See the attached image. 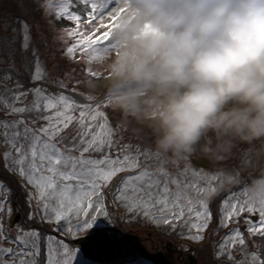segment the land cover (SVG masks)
I'll return each instance as SVG.
<instances>
[{
    "label": "snow or ice",
    "instance_id": "obj_1",
    "mask_svg": "<svg viewBox=\"0 0 264 264\" xmlns=\"http://www.w3.org/2000/svg\"><path fill=\"white\" fill-rule=\"evenodd\" d=\"M32 2L64 25L71 39L54 40L72 60L107 44L119 20L120 0ZM17 22L32 59L17 65L11 49L0 59V264H100V252L119 257L111 264H150L121 242L117 219L168 227L200 245L181 247L205 253L202 264H264V203L242 199L243 188L202 198L215 190L216 173L202 169L192 179L181 160L127 142L101 110L110 106L107 98L77 93L74 77L41 60L33 25ZM120 208L124 217L116 216ZM45 224L50 232L39 227ZM221 228L227 232L214 239Z\"/></svg>",
    "mask_w": 264,
    "mask_h": 264
},
{
    "label": "clouds",
    "instance_id": "obj_2",
    "mask_svg": "<svg viewBox=\"0 0 264 264\" xmlns=\"http://www.w3.org/2000/svg\"><path fill=\"white\" fill-rule=\"evenodd\" d=\"M86 86L152 138L161 157L203 158L215 190L264 203V0H120ZM251 145L239 168L224 166ZM257 144L259 147H256Z\"/></svg>",
    "mask_w": 264,
    "mask_h": 264
},
{
    "label": "rangeland",
    "instance_id": "obj_3",
    "mask_svg": "<svg viewBox=\"0 0 264 264\" xmlns=\"http://www.w3.org/2000/svg\"><path fill=\"white\" fill-rule=\"evenodd\" d=\"M25 4L28 5V7H24ZM35 6L36 5L32 2V0H0V16L8 17L7 19L0 17V35H3V39L0 38V52H3V54H4L3 57L6 56V58H7L8 52L11 49L13 52V58L15 59L17 65H20L21 61L24 62L23 54L25 53V51L23 49H21L22 50L21 53H19L17 50L22 45V36L19 32L20 25L17 22V18L21 16L19 14V12H21V11H22V13L24 12V14H26V10H29V9L35 11L34 10ZM2 7L10 9L13 12L7 13L6 10L1 9ZM48 19H49V16H46V18H44V21L47 22ZM5 20L8 21L7 26H4V24H3V22ZM65 23H67V22H65ZM54 24L57 27L61 26L60 31H63L62 30V29H64L63 24H57L55 22H54ZM12 26H14L13 29H16V31H13V29H11ZM72 26H74V22L71 25H69V27H72ZM87 30L89 32L93 31L91 26H88ZM62 33L64 35V31ZM33 37H34L33 44L38 49V51L40 53L41 60L44 61L49 67H51L55 62L50 59V57L48 55V49L46 48L44 41L42 40V37L38 36L36 33H35V36L33 35ZM37 37H39V38H37ZM65 39L68 40L71 38L70 37L68 38L66 36ZM29 51H31V48L29 49ZM86 57L79 56L78 59L72 60V59L67 58L64 53H61L60 61L66 60L69 63H78L79 64V69H78L79 71L86 70L88 72L89 68H91L93 71H95L97 73V75L95 77L90 76L89 78H86V80H83L82 82L79 79H74L72 83H73V87L76 89V92L81 94L82 96H92L96 99H100L101 95L99 94V92H94L86 86V82L88 80H90V79L100 80L102 78L100 75V72L98 71L99 65L96 62H94L90 56H86ZM10 58H12V57H10ZM58 71H59V69H58ZM76 81H79V83H76ZM106 109L102 108L101 110L106 112V114L109 118V121L111 122V124L113 126L121 127L124 130L123 135L126 138L127 142H131L133 144H139L141 147H150L152 150V142L144 140V138L141 134V131L138 130L136 128V126H134L133 123H130L127 117L117 119L116 117L111 115V113L106 111ZM114 110H116V109H114ZM112 113H114V112H112ZM247 146H250V145H247ZM256 147H259V145L257 144ZM246 157H247V155L244 154L243 158L246 159ZM244 161L245 160H242L241 162H236L234 160V156H233L231 159H229L223 163H224V166L227 165L228 167H232L235 164L242 165L244 163ZM201 162L203 164L205 163L204 165H206V160H199V158H195V163L200 164ZM181 164H182V167L180 168V170L183 171L184 167H187L188 174L192 179H195V177L192 176V173L195 171H200V170H195V169L202 168V167L195 168V166L190 164V160L189 161H182ZM208 164H209L208 168L207 169L203 168V170L207 171L210 174H214L215 173V166L210 161L208 162ZM169 167H171L173 170H175L174 165H169ZM227 193H228L227 191H224V194H227ZM242 198H244V197L242 196ZM211 207H212V211L217 214V218H218L217 204L214 203L213 206H211ZM120 210H122V213L125 216L124 210L122 208H120ZM214 220H213V222H214ZM126 222L131 223V224H137V223L146 224L147 223V222H144L143 219H141L139 221H137L135 219H133L131 221L124 219L123 223L126 224ZM213 222L211 223V225H213ZM148 225H151L153 227V230L150 229L151 227H144L143 226L142 228H136V227L132 228L131 227L128 229H124V232L126 231L127 235L134 238L135 242L142 245L147 250V252L150 250V251L157 252V255H161L160 256L161 258L160 257H154L150 253V255H152L156 261L160 260L162 264L164 262L167 263V261H170L169 264H173V261L177 260V256H182L185 264H202L201 260H204L205 253H203V252L192 253V252L185 250V248L181 247L183 245V246H190L192 249H197L200 247V245L198 243H194V242L190 241L189 239L182 238V237L180 240L172 242V240H170V239L168 240L167 238H165L163 236V234H165V233L169 234V232H172L168 227L163 226V225H156L154 223H148ZM233 226H235V225H233ZM223 231L225 234V232H227V229L221 228L219 230V232L216 234V236L214 237V239H218V237H220V235L222 234ZM147 233H149V234H147ZM160 239H162V241H164V243L167 242L168 244H166V243H165L166 245L162 244V241H160ZM94 255L96 256V259L102 258V259L112 260L114 258H118L116 255H114L112 253H108V252H102L101 254L98 253V254H94ZM104 255H106V256H104ZM144 259H147V258L144 257Z\"/></svg>",
    "mask_w": 264,
    "mask_h": 264
},
{
    "label": "trees",
    "instance_id": "obj_4",
    "mask_svg": "<svg viewBox=\"0 0 264 264\" xmlns=\"http://www.w3.org/2000/svg\"><path fill=\"white\" fill-rule=\"evenodd\" d=\"M49 2H50V0H44L45 4H48ZM27 7H28V5H27ZM1 9L2 10H6L7 13L13 12L12 10L7 9L5 7H2ZM34 10L36 12L31 10V9L26 10V14H24V12L22 13V11L19 12V14L21 15L20 17H23L24 19H27L29 24L33 25V35L34 36H35V33H36L38 36L42 37V40L44 41V44H45L46 48L48 49V55H49L50 59L52 61H54L55 64L59 65V71L58 72L60 74H62V75H65V76H69L70 75V76L74 77L75 79L81 80V82L83 80H86V78H89L91 76L89 72H87L86 70H84V71H79L78 70L79 69V64L78 63H69L66 60H64L65 62L64 61H60L61 53H63L61 51V49L64 47V44L54 40V38L59 36V37H63L65 39L66 35H65V33L63 35V33H62L64 31V29H62L63 31H60L61 29L58 28L57 26H55L54 22L51 19H49L47 22H45L44 18H46V15L42 14L41 11L37 10L36 6H35ZM86 56H89V55H87V54L83 55V57H86ZM108 108L106 109V111L111 113V115H113L117 119L126 118V117H124L123 113H121V112H119L117 110H114V108H112L111 106H109ZM112 112H114V113H112ZM141 134H142L144 140L152 142V138H151V136L148 134V132L146 130L145 131H141ZM247 145L248 144H241V145L238 146V148L236 150V154L234 155V160L236 162H241L242 160H245L243 158L244 154L247 155L249 152H251L253 150L251 145L250 146H247ZM190 164L193 165L192 159H190ZM235 165H237V164H235ZM208 166H209V164H208ZM195 168H199V167L195 166ZM195 170H202V168L195 169ZM232 190H234V189H232ZM235 190L239 191V188H235ZM227 192H229V190ZM212 206H213V204H212ZM114 211H115L116 216H117V211L116 210H114ZM215 225H216V220H214L213 225L210 226L209 231H211V228H214ZM143 226L144 227H151L150 229L153 230V227L151 225H148V223H146V224H141V223L131 224V223L126 222V224H125V223H123L122 220L117 219V222H116V224H115V226L113 228V231L118 234V236L121 238V242L124 245H127V246L131 247L132 249L139 251L140 253H142V255L149 256L152 259V263L151 264H162L160 261H156L154 259V257H157V252L149 250L148 251L149 253H148L147 250L142 245L136 243L134 238H132L131 236L127 235L126 231L124 232V229H128V228H131V227L132 228L133 227L142 228ZM39 227H41L46 232H50L51 228H52L51 225H47V224L39 225ZM163 236L165 238H167L168 240L169 239L172 240V242L181 239V236L178 235L177 232H173V231L169 232V234L165 233V234H163ZM161 241H162V239H161ZM162 244H164V241H162ZM101 253L102 252H100L99 254H101ZM150 253L154 257L152 255H150ZM201 261H203V260H201ZM183 262H184V259H183Z\"/></svg>",
    "mask_w": 264,
    "mask_h": 264
},
{
    "label": "water",
    "instance_id": "obj_5",
    "mask_svg": "<svg viewBox=\"0 0 264 264\" xmlns=\"http://www.w3.org/2000/svg\"><path fill=\"white\" fill-rule=\"evenodd\" d=\"M205 164V163H204Z\"/></svg>",
    "mask_w": 264,
    "mask_h": 264
}]
</instances>
